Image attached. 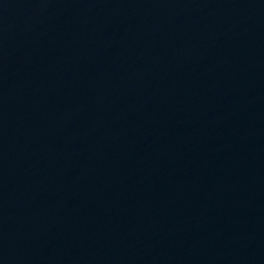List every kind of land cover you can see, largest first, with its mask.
<instances>
[{
    "label": "water",
    "instance_id": "95a60500",
    "mask_svg": "<svg viewBox=\"0 0 264 264\" xmlns=\"http://www.w3.org/2000/svg\"><path fill=\"white\" fill-rule=\"evenodd\" d=\"M0 264H264V0H0Z\"/></svg>",
    "mask_w": 264,
    "mask_h": 264
}]
</instances>
